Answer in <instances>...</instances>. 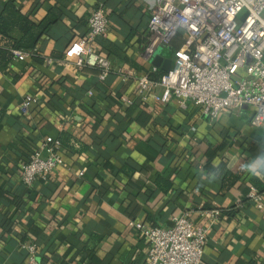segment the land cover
<instances>
[{"label":"crops","instance_id":"crops-1","mask_svg":"<svg viewBox=\"0 0 264 264\" xmlns=\"http://www.w3.org/2000/svg\"><path fill=\"white\" fill-rule=\"evenodd\" d=\"M7 4L36 25L51 12L58 21L32 56L0 70V264H27L25 243L44 264H146L135 224L168 228L186 215L206 226L214 210L202 264H264V203L248 200L254 183L264 186V125H251L252 109L210 121L190 102L143 104L134 81L100 82L64 57L103 4L110 23L94 51L135 78L151 72L155 0H0V15ZM179 38L157 51L173 53ZM27 96L37 102L23 114ZM46 137L64 139V164L27 188L21 166Z\"/></svg>","mask_w":264,"mask_h":264},{"label":"built area","instance_id":"built-area-1","mask_svg":"<svg viewBox=\"0 0 264 264\" xmlns=\"http://www.w3.org/2000/svg\"><path fill=\"white\" fill-rule=\"evenodd\" d=\"M147 28L149 42L144 54L151 58L158 47L169 45L176 38L182 45L172 53V68L153 81L149 74L135 78L121 69H114L123 83L134 81L141 103L149 100L168 103L172 99L182 108L190 102L210 121L219 115L252 109L251 125H264V0H155ZM110 19L105 7L98 4L87 22L83 39L71 42L64 52L66 60L77 67L97 68L103 82L113 70L105 57L94 51L99 38H106ZM19 61L28 54L13 53ZM51 62V60H49ZM157 69H152L151 74ZM36 98L27 96L21 106L26 114ZM130 105V99H124ZM64 164L63 147L58 139L46 137L21 166V182L31 188ZM80 176L83 173L79 174ZM248 199L259 209L264 199L250 188ZM208 225L196 226L186 215L173 219L168 228L135 224V229L148 243L146 264H202L211 227L219 220V210L205 213ZM27 264H44L38 260L37 247L25 243Z\"/></svg>","mask_w":264,"mask_h":264},{"label":"trees","instance_id":"trees-1","mask_svg":"<svg viewBox=\"0 0 264 264\" xmlns=\"http://www.w3.org/2000/svg\"><path fill=\"white\" fill-rule=\"evenodd\" d=\"M56 21H58V16L55 15L54 12H51L41 24L36 25L31 22L28 17L21 15L20 12L16 10L13 4H7L0 15V36L3 37L7 42L3 47H0V70L3 71L9 66L14 58L13 53L16 51L23 52L28 54L29 56H32V51L36 47L39 39L47 33L49 27L55 24ZM180 46L181 41L180 44L178 43L177 45L173 46L174 50L178 49ZM32 59L38 63L42 62V60L35 57H32ZM93 69H96L100 75L101 71L99 69ZM148 74L149 78L153 81L159 80L163 75V73H160L158 70L153 74ZM110 76L117 77L114 68L107 77ZM58 140L61 142L62 147L64 148V139L59 138ZM229 176L230 175L226 176V182H230L228 179ZM234 180L236 179L234 178ZM252 187L255 188L257 192L264 197V186L258 183H254Z\"/></svg>","mask_w":264,"mask_h":264},{"label":"water","instance_id":"water-1","mask_svg":"<svg viewBox=\"0 0 264 264\" xmlns=\"http://www.w3.org/2000/svg\"><path fill=\"white\" fill-rule=\"evenodd\" d=\"M152 64L155 69L161 70L163 73H168L172 68V59L171 58H161L154 57L152 60Z\"/></svg>","mask_w":264,"mask_h":264},{"label":"rangeland","instance_id":"rangeland-1","mask_svg":"<svg viewBox=\"0 0 264 264\" xmlns=\"http://www.w3.org/2000/svg\"><path fill=\"white\" fill-rule=\"evenodd\" d=\"M162 54L172 57V53H171L170 49L167 47H165V48L162 47V49H159L158 51H156L155 57L156 58L157 57L163 58Z\"/></svg>","mask_w":264,"mask_h":264}]
</instances>
